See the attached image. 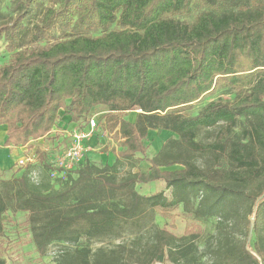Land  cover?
<instances>
[{"label": "trees", "instance_id": "trees-1", "mask_svg": "<svg viewBox=\"0 0 264 264\" xmlns=\"http://www.w3.org/2000/svg\"><path fill=\"white\" fill-rule=\"evenodd\" d=\"M38 16L33 39L57 25L102 33L18 47L0 71L4 145L48 133L59 110L72 124L101 105L136 114L114 116L126 148L112 163L85 153L52 180L42 156L0 178V237L4 214L23 212L39 255L57 246L55 264H264V0H9L0 38L19 43ZM114 22L121 29L107 30ZM219 86L233 98L187 112ZM150 131L171 135L147 157ZM123 160L149 165L121 174ZM158 180L167 194L136 190ZM178 205L215 220L203 247L198 233L153 222L155 209Z\"/></svg>", "mask_w": 264, "mask_h": 264}, {"label": "rangeland", "instance_id": "rangeland-1", "mask_svg": "<svg viewBox=\"0 0 264 264\" xmlns=\"http://www.w3.org/2000/svg\"><path fill=\"white\" fill-rule=\"evenodd\" d=\"M9 7V0H0V11H7ZM199 8L194 9V13L190 16L182 18L186 22L190 23L194 20V17L199 12ZM40 17L33 19L30 25L32 31L29 35H27L22 41L17 43L15 41L13 44H10L6 39L0 38V71L3 65L9 63L13 58L14 52L19 48H27V49H42L50 46L54 42L63 39L69 35H87L96 37L100 35L102 32L96 30L92 27H80V28H73L72 25L67 26H54L51 27L49 30L44 32L43 34L39 35L37 39H33L32 34L35 31L34 27L35 24L39 23ZM121 29V26L114 22L108 26L107 30H118ZM15 44V45H14ZM226 87L219 86L213 92L206 94L202 97L201 101L195 103V105L191 108L187 109V112L190 113L194 111L197 107L201 106L202 104L214 99V100H231L233 98L232 95H229L225 92ZM63 110L58 111V118L56 120L55 126L46 134L40 136L39 138L32 139L28 141L26 144V155L21 159L24 160V163L20 164L19 160H16L15 164L11 165L8 169L0 170V178H8L12 174L15 176L18 172H20L25 167H28L30 164H36L40 161L42 156L45 159L48 158V161L53 160L56 155H58L61 150L60 145L54 146L51 151L49 152V156L47 157L46 150L49 149V142L53 139L56 131L60 130L63 131L61 126L63 123L67 122L68 119H63L64 115L62 114ZM138 111V110H136ZM186 112V111H185ZM186 112V113H187ZM136 114L134 111L127 112V113H112L107 110V107L104 105L94 107L93 110L90 111L89 115L84 119L80 120L79 122H73L71 125L70 131L74 129H87L86 126V119L90 116H95L97 120V127L94 133L91 136L99 137L102 136L101 140L98 138L95 144L91 145V149L88 145L87 152L93 156H96L97 159L92 161L97 163L98 165H102L103 163L114 161V157L119 156V152L123 151L126 148L124 138L119 131V119L128 117L131 115ZM114 116H119L118 118H114ZM130 118V117H129ZM59 124V125H58ZM5 125L6 124H1ZM57 131V132H58ZM156 132V131H155ZM162 133V138L165 140L171 134L168 131H159L157 132V137L162 139L159 135ZM69 136V135H68ZM88 138V140L91 138ZM70 139L64 138L62 144L66 145V140ZM158 139L154 135H148V141H145L146 144V156L152 157L156 151L160 148ZM52 144V141H51ZM50 144V145H51ZM162 144V143H161ZM90 149V150H89ZM42 150V151H41ZM29 153H34L33 156L30 158L27 156ZM46 153V154H45ZM30 155V154H29ZM29 158V159H27ZM53 158V159H52ZM123 168L121 170V174H124L128 170L136 171L137 169L145 171L147 170V164L149 163L144 162L139 165L137 168H131L129 163L125 160ZM169 169V168H168ZM36 170L32 172L33 177L36 174ZM58 173V172H57ZM51 176L52 180L56 178H62L64 175ZM136 190L140 194H152L159 191H164L165 194L168 191L165 189V183L162 180L153 181L147 184L136 185ZM4 221V233L0 237V259L4 261V264H55L54 255L57 250V246L51 245L47 249L45 255L40 256L37 252L35 245L33 243V239L31 236V231L28 226L26 215L23 212H17L15 214L11 212H7L3 216ZM153 222L157 224L159 227L164 228L174 234L175 236L179 237L183 234L189 232H196L198 233V245L199 247L204 246V242L206 237L214 231V224L215 220H204L195 218L191 213L184 211L182 205L176 206L172 210H161L155 209L153 211ZM108 240H104L101 244H107ZM99 243L93 242L92 246H97ZM154 264H171L169 261H165L162 263H154Z\"/></svg>", "mask_w": 264, "mask_h": 264}, {"label": "crops", "instance_id": "crops-1", "mask_svg": "<svg viewBox=\"0 0 264 264\" xmlns=\"http://www.w3.org/2000/svg\"><path fill=\"white\" fill-rule=\"evenodd\" d=\"M63 117H64L63 119H68L69 120V118L67 116H63ZM129 117H128V119L130 121L134 120V116L133 115L132 116L130 115ZM68 120H67V122L63 123L62 125L58 124L59 127L61 126L63 131H60V130L58 131L57 130L58 132L56 131V133L53 134V135H55L53 137V139L48 141L50 144H51V141H52V144L51 145L49 144V149L46 150L47 154L51 151V149L54 146L60 145V149L59 150H62L65 146H67V144H68L70 139L66 140V142H67L66 145L62 144V142H63L64 138H68L69 137L68 135H70V129L72 128L71 127L72 123L69 122ZM6 132H7L6 126L5 125H0V170L8 169L11 165L15 164L16 160L21 159L22 157H25V155L27 154L26 153V150H27L26 149V145H28V144H25L23 146L4 145V141H5L6 136H7ZM149 133H150V135H154L158 139L157 143H159V145H161V143L164 141L163 138H162V135H161L162 133H160V135H159L162 139H159L157 137L158 135H157V132H155V131H150ZM100 137L102 138V136L95 137L93 135V136H91V138L89 140H87L86 144L90 145L89 148L91 149V147H92L91 145L95 144L96 141H98L97 140L98 138L101 140ZM29 154L27 156L30 158L31 156H33L34 153L33 154L29 153ZM85 157H87V159L90 160V161H95V159H97V157L93 156L90 153V151L86 152ZM29 158H27V159H29ZM114 158H116V157H114ZM106 163H110V162L108 161ZM147 168H148V164H147Z\"/></svg>", "mask_w": 264, "mask_h": 264}, {"label": "built area", "instance_id": "built-area-1", "mask_svg": "<svg viewBox=\"0 0 264 264\" xmlns=\"http://www.w3.org/2000/svg\"><path fill=\"white\" fill-rule=\"evenodd\" d=\"M97 127V120L95 116H90L86 121L87 129H74L70 131V140L61 152L51 161L53 171L51 176H55L57 169L69 171L84 160V155L87 152L88 145L86 144L88 138L94 133ZM20 164L24 163L23 159L19 160Z\"/></svg>", "mask_w": 264, "mask_h": 264}, {"label": "water", "instance_id": "water-1", "mask_svg": "<svg viewBox=\"0 0 264 264\" xmlns=\"http://www.w3.org/2000/svg\"><path fill=\"white\" fill-rule=\"evenodd\" d=\"M253 224H254V218L251 217L250 225H249V232H248V238L247 241L250 240L251 234H252V229H253Z\"/></svg>", "mask_w": 264, "mask_h": 264}]
</instances>
